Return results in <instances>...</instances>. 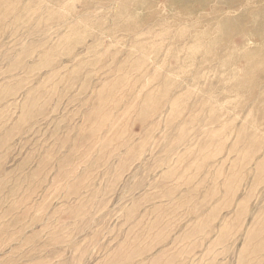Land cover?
<instances>
[{"label":"rangeland","instance_id":"obj_1","mask_svg":"<svg viewBox=\"0 0 264 264\" xmlns=\"http://www.w3.org/2000/svg\"><path fill=\"white\" fill-rule=\"evenodd\" d=\"M263 3L0 0V264H264Z\"/></svg>","mask_w":264,"mask_h":264},{"label":"bare ground","instance_id":"obj_2","mask_svg":"<svg viewBox=\"0 0 264 264\" xmlns=\"http://www.w3.org/2000/svg\"><path fill=\"white\" fill-rule=\"evenodd\" d=\"M255 2H256V1H255ZM258 3H262V2L259 1ZM263 4H264V3H263ZM238 42H239V41H238ZM263 49H264V47H263ZM239 51H240V50H239ZM246 57H247V56H246ZM252 57H253V56H252ZM248 59H249V58H248ZM250 59H251V57H250ZM250 59H249V60H250ZM253 59H254V58H253ZM246 60H247V59H246ZM262 66H263V65H262Z\"/></svg>","mask_w":264,"mask_h":264}]
</instances>
